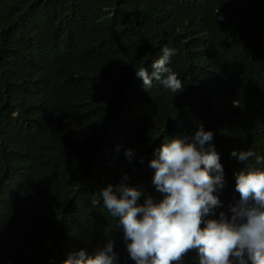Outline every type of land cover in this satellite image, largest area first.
<instances>
[{
	"label": "trees",
	"instance_id": "1",
	"mask_svg": "<svg viewBox=\"0 0 264 264\" xmlns=\"http://www.w3.org/2000/svg\"><path fill=\"white\" fill-rule=\"evenodd\" d=\"M165 46L177 94L136 76ZM201 123L225 173L218 216L252 164L231 153L264 156V0H0V264H63L109 241L135 264L93 195L123 183L159 202L150 161ZM185 257L199 264L196 250L173 264Z\"/></svg>",
	"mask_w": 264,
	"mask_h": 264
},
{
	"label": "clouds",
	"instance_id": "2",
	"mask_svg": "<svg viewBox=\"0 0 264 264\" xmlns=\"http://www.w3.org/2000/svg\"><path fill=\"white\" fill-rule=\"evenodd\" d=\"M218 13L219 9L215 21L223 20ZM176 51L165 46L151 72L146 67L136 69L146 91L154 81L175 94L183 90L178 74L169 67ZM213 137L201 123L194 134L168 139L156 150L149 167L155 170L152 183L162 194L159 202L143 186L123 183L93 195L92 207L102 200L107 213L118 218L135 264H173L192 250L197 251L199 264H264V156L251 149L231 153L239 162L246 165L252 160V164L234 174L239 198L227 206V212L215 216V210L224 207L219 196L226 180ZM132 155V150L126 152L127 157ZM187 259L180 264H193ZM63 264H117L114 243L109 241L93 254L85 249L70 252Z\"/></svg>",
	"mask_w": 264,
	"mask_h": 264
}]
</instances>
